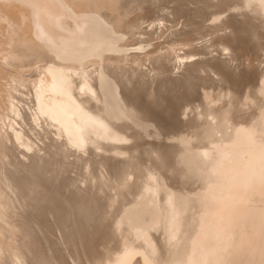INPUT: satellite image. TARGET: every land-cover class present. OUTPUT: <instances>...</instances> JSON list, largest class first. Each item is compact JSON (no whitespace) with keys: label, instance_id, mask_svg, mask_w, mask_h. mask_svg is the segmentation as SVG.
I'll list each match as a JSON object with an SVG mask.
<instances>
[{"label":"bare ground","instance_id":"1","mask_svg":"<svg viewBox=\"0 0 264 264\" xmlns=\"http://www.w3.org/2000/svg\"><path fill=\"white\" fill-rule=\"evenodd\" d=\"M142 1L0 0V264H264V196H256L264 186V84L241 93L249 74L231 65L250 45L264 51V0H189L197 3L188 18L194 28H224L215 44L231 54L219 63L217 54V61L204 53L190 60L174 54L173 47L146 51L144 43L133 42L146 21L143 15H127ZM213 10L216 24H205ZM141 52L156 67L174 61L178 66L173 63V68L179 69L156 78V72L152 76L108 60ZM93 56L106 61L91 74L70 66ZM200 59L210 62L200 61L227 85L226 93L234 96L228 102L261 96L251 105L258 112L251 127L260 126L259 133L252 136L247 126L228 125L215 102L227 96L223 85L216 97L201 93L206 67ZM31 65L40 70L34 88L29 83L35 89L32 108L21 90L28 82L24 68ZM213 79L211 85L217 82ZM191 92L203 99L191 105L190 113L177 114L188 108ZM56 106L54 128L44 127ZM61 109L64 118H73L67 120L75 131L60 119ZM48 112L50 120L45 119ZM173 126L187 127L190 134L170 142L163 136ZM21 137L26 138L23 144ZM126 143L143 149L136 152L141 161L132 170L138 166V174L158 175L141 190L135 187L138 175L133 177L138 176L133 179L136 191L132 183V190L124 184L128 160L124 166L130 168L122 173V159L118 164L116 157L115 167L108 158ZM76 144L83 146L73 151ZM238 146L244 148L242 155L236 154ZM94 162L111 179L105 188L93 176L87 181V174L99 170Z\"/></svg>","mask_w":264,"mask_h":264},{"label":"rangeland","instance_id":"2","mask_svg":"<svg viewBox=\"0 0 264 264\" xmlns=\"http://www.w3.org/2000/svg\"><path fill=\"white\" fill-rule=\"evenodd\" d=\"M171 1V2H170ZM180 1V2H179ZM184 1V2H183ZM143 2V3H142ZM142 2H140V5L139 4H137V2L136 3H134L135 5V8L137 7V6H139L140 8H138V9H136L135 11H132V12H129L128 13V15H127V17L128 18H132V17H136V16H141V15H143V17L141 18V19H143L142 21H146V22H142V28L140 27V30H139V32H137L136 34H135V40H133V42H137V43H144L145 45H144V47L142 46V48L143 49H145L146 51H150V50H152V49H155V48H157V47H161V49H160V51H166V50H168V51H170V49L173 47V50H175L176 52L174 53V54H181L180 56H187V57H189V58H187V59H197L200 55H198L199 53H204V55L202 54L201 56H203V57H205L206 59H207V57H211L212 56V59H214L215 61H217L218 60V58L220 59H222L223 57L224 58H230V50L229 49H224V47H223V45H218L217 43L215 44V42H216V40H217V38L219 37V36H222L223 35V33H224V31H222V30H224V28H221V29H219V28H217V29H215L214 28V26H212V27H208V28H204V27H196V28H194L195 27V24L194 23H192V22H189V20H188V18H193V15H195V11H194V9L197 7V3L196 2H194V1H189V0H145V1H142ZM146 2V3H145ZM163 2V3H162ZM154 3V4H153ZM177 3V4H176ZM142 4V5H141ZM149 5V6H148ZM179 7V8H178ZM192 8V9H191ZM168 9V10H167ZM182 9V10H181ZM184 9V10H183ZM175 11V12H174ZM214 12V10L211 12V13H208V15H207V17H206V20H205V24H212V23H214L213 25H215L216 23L215 22H213V18L215 17V12ZM144 13V14H143ZM227 13V12H226ZM131 14V15H130ZM140 14V15H139ZM213 14V15H212ZM224 14H225V12H224ZM164 16V17H163ZM154 21V22H153ZM150 22V23H149ZM186 24V25H185ZM145 25V26H144ZM188 30H187V29ZM146 38H147V40H146ZM149 38V39H148ZM138 41H142V42H138ZM218 41V40H217ZM148 44V45H147ZM191 44V45H190ZM133 47V45H131V44H129V47ZM251 46V45H250ZM250 46H248L247 48H246V50H243L242 51V53H241V55L240 56H238V58H236V59H233L232 61H231V65H232V67L233 68H235L236 66H241V68H243L244 70H245V72H246V74H249V75H247V79L245 80V81H243L241 84V93H244L245 94V92H248V89L249 88H251V87H253V86H255V87H257V86H259V85H261V84H264V51H256L255 50V48L254 47H250ZM163 47V48H162ZM167 47H169L168 49H167ZM195 48V49H194ZM179 49V50H178ZM212 51V52H211ZM185 52H187V54L185 53ZM193 52V53H192ZM185 53V54H184ZM206 53V54H205ZM219 56L218 58L216 57L217 55ZM186 56H185V58H186ZM214 56V57H213ZM221 56V57H220ZM128 57V58H127ZM145 57V58H144ZM146 57H147V54L145 55V53H143V52H141L140 53V56H137V57H132V56H126V57H124V58H122V57H120V58H110V59H108V60H112V61H116V62H118V63H124L126 66H128V68L131 66V65H133V67L134 68H139V70H143V71H146V72H149V73H151V75L154 73V72H156L155 74L156 75H154L156 78L157 77H159V76H157V75H160V77H161V75L162 74H164L165 72L164 71H169V70H171V69H174L173 68V66H175L176 64L174 63V61H170V63H168V66H167V64H164V67H163V65L162 66H160V67H156V65L154 64L153 65V63L151 62V60H149L150 58H148L147 60H146ZM192 57H195V58H192ZM99 58V57H98ZM97 57L95 58V56H93V57H88V58H86V59H84V60H82V61H74V62H72V64L70 65V66H74V67H76V68H78V66H79V68L80 69H86L87 70V72L89 73V74H91L92 73V71L94 70V69H96V67H98L99 69H100V67L102 66V63H104V61H106L104 58V60L102 59V58H99V60L100 59H102L103 61H98V60H96V59H98ZM130 58V59H129ZM136 58V59H135ZM217 58V59H216ZM88 59H90V60H88ZM94 60V61H91V60ZM120 59V60H119ZM124 59V60H123ZM127 59V60H126ZM179 59H181V58H179ZM179 59H175L176 61H178L179 62ZM221 59H220V61L218 60V63L219 62H221ZM119 60V61H118ZM203 60H205V59H203ZM203 60H199L198 62H200V61H203ZM207 60H210L209 58L207 59ZM207 60L206 61H203L202 63H206V65H209L210 64V62H208L207 63ZM38 61H40V59H38ZM88 61V62H87ZM121 61V62H120ZM181 62L183 61V60H180ZM211 62H212V60H210ZM222 61H223V59H222ZM98 62H99V65H97L98 64ZM133 62V63H132ZM138 62V63H137ZM178 62H176V63H178ZM185 62V61H184ZM88 63V65H86ZM89 63H91L90 65H89ZM139 63H140V65H139ZM175 65H174V64ZM180 63V62H179ZM196 63V62H195ZM236 63V64H235ZM74 64V65H73ZM185 63H183V65H184ZM188 62L185 64V65H187L188 66ZM199 64V63H198ZM37 66H38V64H36ZM34 66V65H31L32 67H25L24 68V70L26 71H24L23 70V74H25L24 76H27V77H24V79L25 78H27V79H25V81L27 80L28 82L26 83L25 82V85L24 86H22L21 87V90H23L24 91V98H27V100H28V104H29V106H31V108L34 106V104L33 103H31V101H29V100H31L32 99V97L31 96H33L34 97V99H35V95H34V93H35V89H33V91L32 90H30V89H32V85H33V88H34V84H32L33 82V79H36V78H39L40 77V70H36L37 68V66ZM65 65H67V66H69L68 65V63H65ZM180 65H182L181 63L179 64V66ZM199 65H201V66H205L204 64H201V62H200V64ZM234 65V66H233ZM84 66H85V68H84ZM91 67V68H93V69H91V68H89V67ZM176 66H178V65H176ZM198 66V65H197ZM7 67V69L10 71V72H13L14 70H15V68H13L12 66H6ZM87 67V68H86ZM95 67V68H94ZM153 67L155 68V70L153 69ZM168 67V68H167ZM183 67V66H182ZM199 67V66H198ZM206 67V66H205ZM36 68V69H35ZM181 68V67H180ZM204 68V67H203ZM208 67H206V69L202 72V69H201V77H203V75H204V77L203 78H201L200 77V79H202L201 81H204L203 83H201V88H200V91H201V93H203L204 91H205V95H212L213 97L215 96H218V92L220 91V89L222 88V87H224L223 88V90L225 91V90H227L226 89V84L225 83H223V81H219V75H217V74H215V73H213L212 74V76L214 75L215 77H216V80H217V82L214 84V85H211L212 83V81L214 80L213 78H214V76H213V78H212V76H211V73H210V71H208L207 72V69ZM153 69V70H152ZM157 69H158V71H157ZM161 69H162V71H161ZM175 69H179V68H175ZM199 69H200V67H199ZM190 70H192V69H190ZM32 71V72H31ZM160 71V72H159ZM176 71V70H175ZM198 70L196 69L195 70V73L197 72ZM205 71L208 73V75L209 76H211V77H208L207 76V79L208 78H211V80L209 81V82H207L208 80H206V73H205ZM259 72L258 73V76H256L255 78H254V76H253V74L254 73H256V72ZM25 72V73H24ZM38 72V73H37ZM169 72H172V70L171 71H169ZM192 72H194V70L192 71ZM35 73V75L33 76V74ZM198 73V75H199V72H197ZM196 73V74H197ZM38 74H39V76H38ZM251 74V75H250ZM152 75V76H153ZM38 76V77H37ZM150 77V76H148V80H151V79H153V77ZM200 76V75H199ZM251 76H253V77H251ZM154 77V78H155ZM141 78V77H140ZM205 78V79H204ZM253 80H252V79ZM213 79V80H212ZM251 79V80H250ZM206 80V81H205ZM30 81H31V84L32 85H29V83H30ZM247 81V82H246ZM3 82H5V80H3ZM214 82V81H213ZM6 83V82H5ZM218 83V84H217ZM206 85V86H205ZM223 85V86H222ZM27 86V87H26ZM213 86V87H212ZM220 86V87H219ZM222 86V87H221ZM204 88V89H203ZM246 88V89H245ZM247 90V91H246ZM144 92H145V90H144ZM28 93V94H27ZM33 93V94H32ZM225 93H226V91H225ZM27 94V95H26ZM224 94V93H223ZM221 95V96H219L218 97V100L217 101H215L217 104L218 103H220L219 104V106H220V108H218V110L221 112V113H224V115L228 118V125L230 126H238V125H242V126H247L248 128H246V130H247V132H248V134L250 135V134H252V133H259V131H260V126H256V127H254V128H252L251 127V124L253 125L254 123H255V121L257 120V117H258V112L256 113V111L255 110H253V108H252V104L253 103H256V102H259V101H261V96H259L258 94H249V95H247V96H245L244 98H243V100L242 101H240V102H237V101H239L237 98H234L235 99V101H234V99H232V100H230L229 102L227 101V100H229L230 99V97H232L233 95L232 94H230V96H229V93H226L227 94V96H225L224 97V95ZM225 94V95H226ZM31 95V96H30ZM19 96V95H18ZM229 96V97H228ZM234 97V96H233ZM189 98V99H188ZM186 100H187V103H188V105H186V107L188 106V111H187V109H181L180 107V109H177V111L178 110H180V111H178L177 112V114H179V112L182 114V113H184V114H186V112H187V114L188 113H190L191 112V110H192V108H190L191 107V105L192 104H194V103H197L198 102V100L201 98V99H203V94H201V97H199L195 92H193V94H192V92L190 93V96L188 97ZM222 98V100H220ZM248 98H250V99H248ZM54 100V99H53ZM52 100V101H53ZM159 100H161V99H159ZM224 100V101H223ZM224 103H223V102ZM225 101H227V102H225ZM245 101H246V103H245ZM54 102H56V100L54 101ZM53 102V103H54ZM186 102V101H185ZM64 102H62V104H63ZM207 106V105H206ZM17 107H19V106H17ZM263 107H264V105H263ZM52 109H54V108H52ZM28 110V112L31 114V111L29 110V108L27 109ZM55 110L56 111H54L53 110V113H56L57 111H58V107L56 106L55 107ZM63 110H65L64 108H63ZM62 109L60 110V117H62V118H60L61 120L64 118V116H66V115H62V114H64L63 112H62V114H61V111H63ZM185 110V111H184ZM207 110H208V106H207ZM50 111V110H49ZM183 111V112H182ZM44 112V111H43ZM46 112V111H45ZM52 112V111H51ZM252 112V113H251ZM42 113V112H41ZM40 113V117H41V115L43 116L44 115V113L43 114H41ZM58 113H59V111H58ZM67 112L65 111V114H66ZM77 112H75L74 113V115L76 114ZM251 113V114H250ZM48 114V116H46V118H45V116H44V118L45 119H47V117H48V120H50L51 119V115L52 114H50V112H48L47 113ZM68 114V113H67ZM181 114H179V115H181ZM236 114V115H235ZM249 114H250V117H249ZM45 115H46V113H45ZM248 115V116H247ZM53 116H57V113H56V115L55 114H53L52 115V119H51V122L50 123H48V121H46L47 123H45V126L44 127H46V128H52L53 127V125H51V124H54L53 122H55V118H57V117H53ZM67 116H69V115H67ZM72 116V115H71ZM70 117V116H69ZM69 117H65L64 119H65V121H67L66 123H69L68 125H67V127H68V129L70 130V131H75V128H73L74 127V125H72L71 126V121H69L68 122V120H67V118H69ZM252 117H254V118H252ZM43 118V117H42ZM50 118V119H49ZM53 118H54V120H53ZM63 119V120H64ZM69 119H73L72 117L71 118H69ZM244 119V120H243ZM17 120V118L14 120V121H16ZM53 120V121H52ZM230 120H234L235 121V125H234V121H230ZM248 120H251L250 122H249V124H247V123H245V122H247ZM36 122L38 121L37 119L35 120ZM43 121V120H42ZM243 121H245V122H243ZM18 122V124L20 125V121L18 120L17 121ZM44 122V121H43ZM4 123H5V121H4ZM25 123H27L28 124V122H26L25 121ZM42 123V122H41ZM48 124H50V125H48ZM197 124V123H196ZM5 125H7V123H5ZM29 125V124H28ZM69 125H70V127H69ZM229 126H227V127H229ZM36 127V129H37V132H42V130H41V128H40V126H35ZM175 127H178V128H175ZM193 127V126H192ZM238 127H240V126H238ZM54 128V127H53ZM186 128L187 127H181L180 126V128H179V126H173V127H171V128H167V129H165L166 130V134H164V136L163 137H165L166 139H168V141H174L173 139H176L177 137H175V136H179V135H181V134H184V132H185V134H190V130L187 128V130H186ZM191 128V127H190ZM174 129H176V130H174ZM180 129V130H179ZM182 129V130H181ZM261 129H262V131H263V128L261 127ZM55 130V129H54ZM255 130V131H254ZM40 132V136H41V133ZM188 132V133H187ZM52 133H53V131H52ZM172 133V134H171ZM173 133H174V135H173ZM254 134H252V136L254 135ZM170 137H171V139H170ZM34 139L36 140V142H38L39 144L42 142V140H40V139H38V138H35L34 137ZM20 140L22 141V143H21V141H20V143L21 144H23L24 142H26V138H20ZM65 144H66V142H65ZM204 144V143H203ZM203 144H202V146H203ZM72 146V145H71ZM83 145H78V144H76V145H74V147H76V148H74V150H73V147L71 148L73 151H75V149L78 151L79 149L78 148H80V147H82ZM202 146H201V148H202ZM68 147V146H67ZM137 147V145L136 144H132V143H126L125 145H123V146H121V147H119V148H117V150H116V152L114 153V154H112V155H110L109 157L108 156H106V157H108L109 159H111V158H113L112 160H111V164H112V161L114 162V164H115V159H116V157H117V159H116V161H117V163H118V161L120 160V159H122L121 161L123 162V170H121V167L120 166H122V165H120V166H117V168H119L120 167V172H122V171H124L125 170V168L126 169H128V168H130L131 167V169L129 170V171H131V172H133V176H131V174H129L130 172L128 171V173L126 172H124L125 174V176H126V180H128V181H126V183H124L126 186H128L129 188H131L132 186V184H133V188H134V176L135 175H138L139 176V179L140 180H142V181H140L141 183L139 184V179H138V176L136 177L137 179V181L135 182V184H136V189L138 188H140V190H141V188L143 187V184H144V182L147 184H152V182H154V181H156V179H157V174H154V175H150L149 177H147L148 176V174H150L149 172H147L148 174H146V176L144 175V170L143 171H139L140 173L142 172H144L143 173V175L142 174H138V172H137V169L139 170L140 168H138V166H137V169H136V172H137V174H136V172H135V169L134 170H132L133 168L132 167H134V168H136V165H139L140 164V158L139 159H137L138 157H139V155H137V153L136 152H138V153H140V154H142V152L141 151H143V149L142 148H140V149H136L135 150V148ZM242 146H238V148L236 147V154H241L242 155V153L244 152V148L243 149H240ZM183 149L184 147L183 146H180V149ZM197 149H199V148H197ZM69 150H70V147H69ZM238 150L240 151V153L238 152ZM72 152V151H71ZM137 155V157H136V155ZM240 155V156H241ZM132 157V158H131ZM119 158V159H118ZM125 158V159H124ZM109 159H107V161L106 162H109ZM123 159H124V161H123ZM229 158H226L225 160H227V162L229 163V161L230 160H228ZM125 160L127 161L126 162V164H128L129 163V165H126V166H130V167H126V166H124V162H125ZM131 161V163H130V161ZM139 160V161H138ZM96 161V160H95ZM98 161V160H97ZM96 161V162H97ZM121 161H120V163H121ZM135 161H137V164H135V166H133L134 164H133V162L134 163H136ZM98 163H100V162H98ZM115 164V167H116V165H118V164H120V163H118V164ZM122 164V163H121ZM93 165L96 167V166H98V168L97 169H99V165L98 164H96L95 165V162L93 163ZM100 165H101V163H100ZM103 165V164H102ZM102 165H101V167H102ZM103 166H105V165H103ZM111 166H113V164L111 165ZM100 167V168H101ZM125 167V168H124ZM101 169H103V167L101 168ZM104 170V169H103ZM102 170V171H103ZM102 171H100V169L98 170V172L96 173V172H93V174L91 173V174H87L86 175V177H87V181L89 180V181H91L92 180V176H93V178H94V181H97V182H99V184H101L104 188H105V186H104V184L106 183V182H108V181H110L109 180V178H105V177H107V176H105L104 177V172H103V174L101 173ZM104 171H107L106 169L104 170ZM75 173V172H74ZM73 172H70V174L72 175V176H75L76 175V173L74 174ZM97 175H95V174ZM99 173H101V174H99ZM106 173V172H105ZM123 173V172H122ZM99 174V175H98ZM128 174V175H127ZM67 175H68V173H67ZM91 177H90V176ZM105 175H108L109 176V174L108 173H106ZM129 175H130V177H129ZM141 175H142V178L143 177H146V178H144V181H143V179L141 178ZM99 176V177H98ZM82 177V176H81ZM97 177V178H96ZM132 177V179H130ZM134 177V178H133ZM156 177V178H155ZM89 178V179H88ZM111 178V177H110ZM151 178H153L154 179V181H152V180H148V179H151ZM131 180V182H130V180ZM134 179V180H133ZM82 180H84V178L82 179ZM146 180H148L147 182H146ZM85 181V180H84ZM86 181V182H87ZM93 181V180H92ZM133 181V182H132ZM132 183V184H131ZM124 184L123 183H120L119 185L122 187V186H124ZM131 184V185H130ZM140 185V186H139ZM133 188H131V190L133 189ZM136 189L134 188V190L136 191ZM140 190H139V192H140ZM108 191V190H107ZM129 191V190H128ZM1 192H3L2 190H0V198H2V196H3V193H2V195H1ZM137 192H138V190H137ZM110 195V194H109ZM259 195H263L264 196V186H262L261 188H260V191L258 192V193H256V196H259ZM111 198H113V202L114 203H116L117 202V199H115L113 196L111 197ZM110 198V199H111ZM112 200V199H111Z\"/></svg>","mask_w":264,"mask_h":264}]
</instances>
